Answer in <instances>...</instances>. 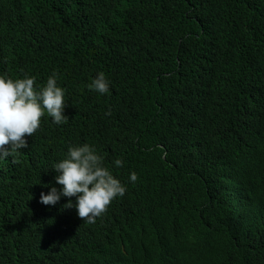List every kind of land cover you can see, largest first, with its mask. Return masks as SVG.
I'll use <instances>...</instances> for the list:
<instances>
[{
  "label": "trees",
  "instance_id": "obj_1",
  "mask_svg": "<svg viewBox=\"0 0 264 264\" xmlns=\"http://www.w3.org/2000/svg\"><path fill=\"white\" fill-rule=\"evenodd\" d=\"M108 68L111 91L90 90ZM53 70L68 121L42 123L26 148L0 159V264L256 262L264 253V0H0V74L34 76L38 87ZM109 110L120 120L107 122ZM80 142L96 147L127 190L94 223L64 207L74 197L39 202L60 188L52 165ZM233 147L245 155L237 170ZM208 154L209 172L201 167ZM250 173L263 182L244 196ZM246 202L257 204L255 231L241 224Z\"/></svg>",
  "mask_w": 264,
  "mask_h": 264
},
{
  "label": "clouds",
  "instance_id": "obj_2",
  "mask_svg": "<svg viewBox=\"0 0 264 264\" xmlns=\"http://www.w3.org/2000/svg\"><path fill=\"white\" fill-rule=\"evenodd\" d=\"M154 51L145 52L140 56H154ZM137 59H127L118 63V71L130 69ZM115 73L109 68L104 72H98L88 85L90 90L100 95L108 94L111 91L108 74ZM106 74V77H105ZM58 74L55 70L46 79L43 86L34 87L36 78L24 75L23 78L15 80L7 75L0 74V159L8 158L12 151H19L26 148L25 137H31L34 132H38L42 123L47 122L52 125H63L68 118L65 114V89L57 84ZM105 119L113 123L117 118H113L110 110L103 112ZM234 161L233 170L238 169V154H241V162L244 159V152L233 147ZM248 152L251 148L246 149ZM210 154V153H209ZM209 154L202 157V168L208 170L210 167ZM120 159L112 161L116 168L122 166ZM225 172L228 171V161L225 159ZM243 168V167H242ZM52 170L57 174L54 176L55 183L60 186L51 187L47 194L43 192L39 196V202L44 205H55L61 197L72 198L64 205L76 211V215L83 221L94 223L107 209L109 204L118 197L123 198L126 194V187L115 178L110 168L105 164L104 157L90 143L80 142L70 144L63 159L52 165ZM218 157L215 158V175L218 182ZM130 183H135L137 175L130 172L128 176ZM254 182L262 183L253 173L248 176V181L243 185V195L248 196ZM210 183V181H209ZM256 203L246 202L242 207L241 224L251 226L254 231L260 224L256 219L258 215L255 211ZM250 207L251 219H247V210ZM263 212V209H262ZM237 223V218H236ZM235 223V224H236ZM254 234V232H253ZM252 234V236H253ZM255 243V237L251 239ZM257 255L254 264L263 263L264 253L255 252Z\"/></svg>",
  "mask_w": 264,
  "mask_h": 264
}]
</instances>
